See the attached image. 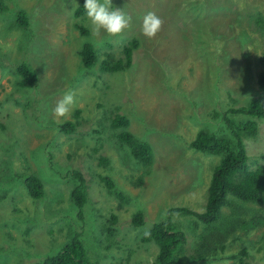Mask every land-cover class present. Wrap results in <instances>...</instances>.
Here are the masks:
<instances>
[{"label":"rangeland","instance_id":"obj_1","mask_svg":"<svg viewBox=\"0 0 264 264\" xmlns=\"http://www.w3.org/2000/svg\"><path fill=\"white\" fill-rule=\"evenodd\" d=\"M81 1L3 0L0 6V264L42 261L67 242L71 224L73 233L75 227L80 230L87 253L89 248L92 255L99 252L101 264H150L158 248L154 243L140 242L141 230L165 219L174 206L202 212L213 168L220 159L219 155L195 151L188 145L199 128L214 124L210 104L219 93L214 88L206 89L210 80L203 81L207 78L205 68L218 72L226 87L236 84L232 93L239 102L246 101L249 94L264 97V89L257 82L264 23L260 27L255 22L257 17H264V0H199L197 11L191 0H114L116 9H123L132 19V27L122 35L141 38L132 54L134 64L139 66L138 75L130 82L132 87L120 83L124 79L121 75L94 74L93 66L82 69L78 50L86 41L100 47L101 59L106 57L104 52L111 53L114 59L121 54L116 36L109 37L103 31L94 35L85 15L74 17V9ZM19 7L25 8L29 21L25 31L10 25ZM148 12L164 20L153 40L140 33ZM75 24L89 28V35L81 36ZM236 28L244 29L251 37L244 48L232 38ZM217 34L221 37L211 43L217 41L218 50L227 44L230 56L237 61L226 63L224 51L211 56L206 37L214 39ZM185 35L188 37L183 40ZM102 38L107 43L111 41L112 46H100ZM22 62L37 75L36 83L27 90L17 86L19 77L14 74V65ZM201 82L206 87L195 93ZM240 82L242 96L235 91ZM68 92L74 94L75 103L66 119H56L52 108ZM115 113L129 118V125L123 129L150 143L154 154L150 167L136 165L127 147L119 143L116 134L123 129L111 127ZM65 121L76 122L74 132L66 134L55 126ZM211 125L209 128H213ZM246 144L251 159L264 152V121ZM68 170H79L85 179L87 203L83 220L75 214L70 200L73 183L68 180ZM14 172L40 178L42 196L32 198L23 182L12 177ZM104 176L131 196L134 204L121 203L110 194ZM138 178L142 181L138 182ZM230 201L223 208L221 221L225 224L229 218L240 222L255 213V221H264V212L255 211H264V203H243L232 197ZM136 207L145 210L143 227L129 225ZM112 213L121 218L115 225L109 222ZM174 220L187 236L188 249H192L206 225L194 216L179 214ZM108 226H116L118 232L113 230L109 235ZM26 227L30 228L27 232ZM262 230L263 227L247 232L244 227L236 230L229 235L227 249L220 255L246 246L248 261L264 264ZM94 243L99 248L93 251ZM233 262L222 257L201 264Z\"/></svg>","mask_w":264,"mask_h":264},{"label":"trees","instance_id":"obj_2","mask_svg":"<svg viewBox=\"0 0 264 264\" xmlns=\"http://www.w3.org/2000/svg\"><path fill=\"white\" fill-rule=\"evenodd\" d=\"M3 0H0V6ZM84 3L82 0L74 9L73 15L75 18L84 16ZM199 0H191V6L196 11L198 10L197 4ZM25 9V8H24ZM23 7H19L13 13L12 27L15 29L19 27V30L25 31L28 28L29 21L24 12ZM111 9H116V3L111 0ZM190 9V8H189ZM121 10V9H120ZM123 12V9L121 10ZM240 15L238 19H241ZM255 22L263 27L264 17L259 16L255 19ZM14 24V25H13ZM256 24V25H257ZM74 27L79 30L81 36L89 35V28L75 24ZM241 27V24L238 25ZM239 28L233 29L232 33H236L232 38L239 44L241 48L247 45L250 40L248 33ZM252 31V30H251ZM264 33V30H260ZM188 35L182 37L186 40ZM206 37V36H205ZM221 37V34H217L214 39L206 37L210 47L211 56L218 51H224L225 62L233 63L237 61V58L230 56V47L225 44L220 50H218L219 43H211ZM115 38L126 41V44L118 40V46L120 47V56L114 59L111 53L104 52L106 57L100 58V47L95 46L90 41H86L82 44L78 50L82 62V69L92 68L93 73H108L112 75H118L124 77L120 83H127L129 87L130 82L135 80L139 73V66L134 64L133 51L138 48L141 43V38L131 35L124 37L122 34ZM101 41V40H100ZM100 46L111 47V41L107 43L105 38H102ZM257 62L261 67L257 76V82L261 89H264V49L260 55L257 56ZM14 66V74L19 77L17 80V86L22 89H29L37 81L36 73L26 63H18ZM134 66H137L133 71ZM205 74L207 78L203 81H209V86L206 89H213L217 92L215 102L210 108V115L214 117V124H207L205 127L198 129L195 136L190 139L188 145L195 151H200L205 154L219 155V162L214 166L210 181L207 188V198L205 208L202 212H196L187 206H174L169 208V215L165 219L155 222L148 230L142 229L140 242L154 243L158 250L154 256V259L150 264H201L208 261L218 260L222 257L233 259V264H251L248 261L249 252L246 246H243L235 253H230L221 256L220 253L227 249L226 242L229 239V235L238 231V229L244 227L247 232L252 228L263 227L261 232V240L264 242V221H255L256 213L249 218H243V221H238L236 218H229L227 223L221 221L224 217L223 208L231 204V197L235 198L243 203H264V152L259 154L258 158L251 159L247 153L246 141L255 137L258 131V125L264 121V97L260 94H249L246 97V101L239 102L238 97L233 95L232 89L236 84L226 87L221 82L220 74L218 72H210L208 68H205ZM245 69V68H244ZM242 70V69H241ZM229 73V72H228ZM227 73V74H228ZM127 76H126V75ZM99 76V74H98ZM81 80L77 81L79 83ZM133 84V83H132ZM130 85L132 87L133 85ZM242 82L237 86L235 90L239 96H242ZM204 82L196 85L195 93L199 92L202 88H205ZM220 91V92H219ZM251 92V90H246ZM246 94V93H245ZM264 95V94H263ZM29 101V100H28ZM17 104L22 103L15 101ZM78 112H76L77 114ZM130 120L126 115L117 114L111 119V127L116 129L125 128L129 125ZM2 125V124H0ZM213 128H209V126ZM59 130L66 134L75 131L76 122L65 121L57 123L55 125ZM0 127H3L0 126ZM119 143L127 147L128 153L133 156L136 165H142L144 167H150L154 154L153 148L150 143L138 138L132 132L128 130H121L116 134ZM246 138V139H244ZM121 145V146H122ZM101 160L106 162V158L101 157ZM18 173L27 172H14L12 177H16L18 181H22L25 185L28 194L36 199L40 198L43 194V183L34 174L27 173L20 176ZM66 173H71L68 180L73 183L70 190V200L72 201L78 218L83 220L84 211L83 208L87 203V192L84 182V178L79 170H68ZM25 176V177H24ZM103 181L106 184L108 192L113 194L121 203L134 204V200L131 196H128L125 191H121L117 188L114 182L108 177L104 176ZM133 176H131V180ZM134 184H137V180H132ZM142 179L138 178V182ZM68 182V181H67ZM131 182V181H130ZM263 208L256 209L255 211H262ZM137 212L130 217L129 225L131 227H143L145 210L136 207ZM194 216L206 227L196 244L192 245V249H188L187 236L184 230L181 228L178 221L174 220L175 215ZM230 215H233L230 213ZM121 219L116 213H112L110 223H115ZM71 224L69 234L67 235V241L56 252L49 254L42 261H38L35 264H101L99 252L87 253L86 245L80 238L81 233L74 228ZM30 228L26 227L25 232ZM113 230L118 232V228L106 227V231L112 235ZM73 234V235H72ZM94 241L97 242V234L93 231ZM237 238V236H236ZM64 241V242H65ZM109 245L106 248L109 249ZM95 248H99L97 244H93V251ZM93 256V257H91Z\"/></svg>","mask_w":264,"mask_h":264},{"label":"clouds","instance_id":"obj_3","mask_svg":"<svg viewBox=\"0 0 264 264\" xmlns=\"http://www.w3.org/2000/svg\"><path fill=\"white\" fill-rule=\"evenodd\" d=\"M83 7L94 35H99L103 31L109 37L118 36L132 27L130 16H126L120 9L110 10L111 0H85ZM163 24V18L154 12H148L143 18L140 33L148 40H153L162 30ZM74 103V94L66 93L52 108L53 117L66 119Z\"/></svg>","mask_w":264,"mask_h":264}]
</instances>
